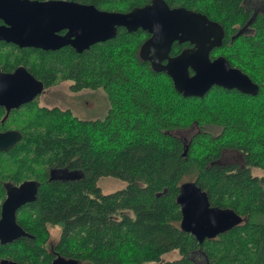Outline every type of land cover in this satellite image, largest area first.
Returning <instances> with one entry per match:
<instances>
[{"label": "trees", "instance_id": "16d2710c", "mask_svg": "<svg viewBox=\"0 0 264 264\" xmlns=\"http://www.w3.org/2000/svg\"><path fill=\"white\" fill-rule=\"evenodd\" d=\"M74 1L126 12L151 0ZM165 1L201 12L221 27L216 54L256 84L257 94L213 87L203 98L183 97L166 74L139 58L147 37L141 30L119 28L114 39L81 54L70 47L46 52L0 43L2 71L22 66L45 88L71 81L73 92L102 89L109 104L99 120L38 107L34 100L2 121L0 107V132L21 136L13 148L0 151V208L9 187L37 185L36 199L16 215L33 238L0 244V262L206 264V257L208 264H264V173L209 167L222 150H233L246 166L264 171V6L251 12L241 0ZM194 125L200 131L186 145L170 134ZM208 126L218 133L205 132ZM102 177L126 187L104 195L97 186ZM185 182L195 183L211 206L233 211L241 223L203 243L184 233L176 197ZM51 229L59 232L55 243ZM171 252L180 258L162 263Z\"/></svg>", "mask_w": 264, "mask_h": 264}, {"label": "water", "instance_id": "95a60500", "mask_svg": "<svg viewBox=\"0 0 264 264\" xmlns=\"http://www.w3.org/2000/svg\"><path fill=\"white\" fill-rule=\"evenodd\" d=\"M0 21V42L46 52L70 47L77 54L114 39L119 28L127 33L142 30L150 37L141 45L139 58L148 61L154 72L166 74L183 97L203 98L214 86L248 96H255L258 91L256 84L239 69L230 67L223 57L210 60V51L220 46L223 37L217 23L201 12L170 7L165 0H151L126 12L99 9L74 0H0ZM174 42H189L195 47L170 57ZM44 91V84L24 67L11 73L0 70V107L5 110L2 121L12 110L33 102ZM20 138L17 131L0 132V151L10 150ZM187 150L188 145L183 156ZM36 195L34 182L7 189L0 208V244L33 238L17 224L16 215ZM176 203L180 207L181 230L198 243L213 239L242 221L231 210L211 206L206 193L193 182L180 185ZM0 264L18 263L3 260ZM59 264L79 263L61 260Z\"/></svg>", "mask_w": 264, "mask_h": 264}, {"label": "rangeland", "instance_id": "374dc122", "mask_svg": "<svg viewBox=\"0 0 264 264\" xmlns=\"http://www.w3.org/2000/svg\"><path fill=\"white\" fill-rule=\"evenodd\" d=\"M249 8L264 6V1L259 0H246L243 1ZM5 54L0 53V58H3ZM12 57H15L13 55ZM72 85L71 81H60L53 86L46 88L45 91L36 98L38 107L53 108L70 110L74 116L81 120H99L105 117L109 108L108 99L105 92L102 89L97 90H82L79 92H73L70 90ZM205 132L216 135L219 131L215 127L204 128ZM200 130L196 126H192L186 130L172 131L170 134L176 138L181 139L184 145H186L196 132ZM234 155L232 153H226L222 160L216 161L215 164H210L209 167L233 166L232 164L226 165V162ZM239 161V160H238ZM237 165L234 164L233 167ZM264 172L256 169L251 170V175L261 176ZM57 177L61 176L60 172H54ZM186 183V182H185ZM97 186L100 188L102 194L110 195L117 191L123 190L126 187V183L113 177H102L98 179ZM59 232L56 229L50 230V242L55 243L58 240ZM180 256L177 252H171L161 257L162 263L164 261L178 260ZM61 263L60 259L53 261V264Z\"/></svg>", "mask_w": 264, "mask_h": 264}, {"label": "flooded vegetation", "instance_id": "af4514ba", "mask_svg": "<svg viewBox=\"0 0 264 264\" xmlns=\"http://www.w3.org/2000/svg\"><path fill=\"white\" fill-rule=\"evenodd\" d=\"M242 1V4L247 8V9H250V11L253 9L254 10V8L255 7H251V8H249L246 4H244V2L243 1H246V0H241ZM260 1V0H259ZM245 8V9H246ZM252 12V11H251ZM0 24H1V21H0ZM142 31V30H141ZM144 32V31H143ZM223 32V31H222ZM146 33V32H145ZM147 34V37H146V40L150 37V35L148 34V33H146ZM149 36V37H148ZM223 38V37H222ZM145 40V41H146ZM144 41V42H145ZM222 41V40H221ZM230 41H232V39H230ZM0 43H2V44H6V45H12V44H7V43H5V42H0ZM220 45H221V43H220ZM12 46H14V47H16V48H18L17 46H15V45H12ZM1 47V46H0ZM195 47V45H193V44H191V43H189V42H184V43H178V42H174L173 44H172V47H171V50H170V57H175V56H177V55H179L182 51H184V50H191V49H193ZM220 47V46H219ZM219 47H217V48H214V49H212L211 51H210V53H209V58H210V60H214L215 58H217V57H223V56H220L219 54H216V50L219 48ZM1 48H3V47H1ZM3 49H5V48H3ZM18 49H20V48H18ZM21 50V49H20ZM225 59V58H224ZM226 60V59H225ZM148 62V61H147ZM162 64H166V61H163L162 62ZM229 64V63H228ZM230 65V64H229ZM20 67H22V66H20ZM231 67V66H230ZM17 68V67H16ZM16 68H14L12 71H2V69L0 68V70L2 71V72H4V73H11V72H13ZM193 74V72L190 70V75H192ZM215 87V86H214ZM213 88V87H212ZM217 88H219V87H217ZM46 89V88H45ZM221 89V88H220ZM224 90V89H223ZM227 91V90H226ZM194 126H196V125H194ZM208 127H210V126H208ZM196 128H197V126H196ZM190 141V140H189ZM189 143V142H188ZM226 153H232V154H234V155H232L231 156V158L228 160V162H226V165L228 166V165H230V164H232L233 166H234V164H236L237 166L236 167H233V166H229V167H222V166H220L219 168H226V169H228V170H233L234 171V173H239V172H241V171H247L248 172V174L249 175H251L250 173H251V170L252 169H256V170H259V171H261V172H264V171H262V170H260V169H258V168H255V167H249V166H246L245 165V162H244V159H243V157H242V155L240 154V153H238V152H236V151H233V150H222L221 152H220V154H219V157H218V159L216 160V161H220V160H222V158H223V156L226 154ZM239 160V161H238ZM215 161V162H216ZM215 162H214V164H215ZM251 176H254V175H251ZM192 236V235H191ZM206 240H209V239H206ZM205 240V241H206ZM205 241H203V242H205ZM196 256V255H195ZM202 256H204L203 254H202ZM196 257H199V254L196 256ZM199 263H200V260H197ZM205 261H206V264H208V262H207V260H206V257H205ZM204 264H205V262H203Z\"/></svg>", "mask_w": 264, "mask_h": 264}]
</instances>
